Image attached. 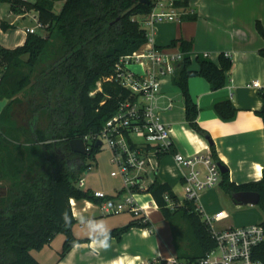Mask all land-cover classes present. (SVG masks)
Listing matches in <instances>:
<instances>
[{"label": "trees", "instance_id": "1", "mask_svg": "<svg viewBox=\"0 0 264 264\" xmlns=\"http://www.w3.org/2000/svg\"><path fill=\"white\" fill-rule=\"evenodd\" d=\"M55 1L61 2L58 11L54 10ZM0 3H8L16 15L34 12L44 26L43 35L27 34L21 46H0V99L8 100L0 112V264H39L32 252L62 234L60 261L78 243L72 233L75 219L70 200L101 203L92 191L78 186L100 146L92 145L82 155L70 149L69 141L99 134L122 104L137 99L115 79L116 66L147 42L142 23L154 4L151 0L148 4L139 0ZM173 6L185 10L187 0H175ZM181 18L193 20L196 16L183 14ZM2 28L6 26L2 24ZM256 29L264 38L259 23ZM170 47H178L182 53L171 83L183 97L186 126L207 138L196 120L198 108L188 91V80L201 77L211 90H219L227 82L231 60L220 54L215 63L207 55H194L192 42L184 39L171 41ZM258 54L264 57V48ZM260 95L264 100V93ZM214 110L226 121L235 115L229 100L216 103ZM255 114L264 123V105ZM209 148L212 158L220 163L214 147ZM218 186L231 200L238 192L258 193L257 205L264 211V172L258 181L235 184L226 171ZM139 192L151 196L165 220L176 217L187 223L197 252L186 254V259H199L215 247L194 200L181 201L168 183L157 180ZM259 224L264 227V219ZM150 226L148 220L135 218L95 238L119 241L131 228ZM252 256L264 264V241L253 248Z\"/></svg>", "mask_w": 264, "mask_h": 264}, {"label": "crops", "instance_id": "2", "mask_svg": "<svg viewBox=\"0 0 264 264\" xmlns=\"http://www.w3.org/2000/svg\"><path fill=\"white\" fill-rule=\"evenodd\" d=\"M4 5L0 3V46L14 49L23 45L27 37L25 28L34 26L31 20L34 13L16 15L10 11L9 4L7 9ZM184 11L196 18L158 24L152 34L153 41L143 44L137 52L155 49L173 55L180 51L178 47H170L171 41L184 39L192 42L194 55H207L215 63L220 54L230 58L232 66L226 73L227 82L223 88L213 91L203 78L191 77L188 91L198 108L197 123L208 133L207 138L218 160L227 169L229 181L235 184L258 181L264 172V123L255 111L264 105L260 95L264 93V87L253 88L250 83L257 80L264 85V57L258 54L264 48V38L256 29L257 23L264 28V0H187ZM2 24L6 29L2 28ZM142 27L146 31L143 23ZM40 30L37 29L36 33ZM171 75L161 77L155 109L170 128L173 151L186 155L189 151L210 154L207 138L186 126L183 97L179 89L172 85ZM225 100H229L235 109L234 117L227 121L214 110L216 103ZM7 102L5 98L0 99V112ZM152 164L154 170L144 179V185L147 187L153 180L166 182L181 199L178 190L182 191L184 169L176 164L173 155L154 157ZM85 190L103 191L108 195L118 192L117 189H93L90 184ZM70 203L75 219L72 233L78 243L62 260L57 261L64 236L54 243L59 234L56 235L48 246L32 253L39 264H135L136 261L176 255L174 252L167 253L161 245L157 248L151 246L155 226L150 217L159 213L157 207L152 206L148 213L149 228L134 227L119 241L114 238L104 241L95 238L104 232L94 231L91 225L87 229L83 227L84 221L102 217L97 206L87 200L71 199ZM153 203L152 200L143 205ZM199 207L204 212L203 207Z\"/></svg>", "mask_w": 264, "mask_h": 264}, {"label": "built area", "instance_id": "3", "mask_svg": "<svg viewBox=\"0 0 264 264\" xmlns=\"http://www.w3.org/2000/svg\"><path fill=\"white\" fill-rule=\"evenodd\" d=\"M174 1L157 0L149 14L144 17L143 24L147 28L145 33L148 43L153 41L152 34L158 24L166 21L178 22L186 13L182 9L176 10L173 6ZM31 20L35 25L25 28L26 34H35L37 29H44L35 13ZM181 59V52L171 55L148 49L142 53L134 52L127 56L122 64L116 66L115 79L136 95L137 99L122 104L99 134L82 139L87 152L98 141L101 145L104 142L111 149V162L117 167V171L111 172V176L120 177L123 183V188L113 195L98 190L92 191L93 197L101 200V203L95 205L102 215L126 212L142 221L148 220V213L152 206L156 208L155 204L139 205L134 195L146 188L144 179L151 170H154L152 158L161 155L172 154L176 164L184 169L181 178V201L194 200L196 203L201 191L219 184L222 173L211 154L198 151L186 155L173 151L174 143L170 128L163 123L155 109L161 77L172 74L176 62ZM131 63L139 64L142 74L130 71L127 66ZM250 86L257 89L264 87L257 80L252 81ZM83 185L84 179H81L78 186ZM165 199L169 201L167 196ZM197 210L215 241L213 249L194 261L188 259L183 261L177 255H173L164 259L155 258L152 261H136L135 264H262L253 258L252 251L264 241V227L253 224L215 230L213 223L226 218V213L218 211L213 215L204 214L199 206Z\"/></svg>", "mask_w": 264, "mask_h": 264}, {"label": "rangeland", "instance_id": "4", "mask_svg": "<svg viewBox=\"0 0 264 264\" xmlns=\"http://www.w3.org/2000/svg\"><path fill=\"white\" fill-rule=\"evenodd\" d=\"M156 1L157 0H151L153 4L156 3ZM7 4L8 3H5L3 6L6 9ZM53 5L54 10L58 11L61 2L55 1ZM32 24L35 25L34 22ZM39 33L42 35L44 34L41 30ZM127 68L135 74H142V68L137 63L128 64ZM191 153L192 151H189V154ZM111 158L112 151L103 142L95 155V160L88 161L91 167L87 172H84L82 176L84 179V186L81 187V189L85 190L89 184L93 189H117L119 191L123 188L121 178L111 176V172L117 171V167L111 162ZM149 177L151 176L149 175ZM178 193L181 197L182 191L178 190ZM134 198L139 205L152 202L150 195L144 192L135 193ZM196 206H202L204 214L208 215H213L218 211L226 213V218L213 223V228L215 230L259 224L262 219H264V211H262L259 205H236L230 197L221 190L218 184L201 191L200 197L196 201ZM133 219H135V217L126 212L116 215H102L100 218L97 217L92 220L84 221L83 227L87 229L91 225L94 231L106 232L116 227L125 226ZM150 219L155 226L154 234L151 239V246L153 248H157L161 245L167 253H175L183 261L186 260V254H196L197 250L194 238L186 222L176 217L171 220H165L160 212L152 215ZM55 239L54 243L63 239V235L59 234ZM135 245L138 246L137 243ZM32 253H35V251Z\"/></svg>", "mask_w": 264, "mask_h": 264}, {"label": "water", "instance_id": "5", "mask_svg": "<svg viewBox=\"0 0 264 264\" xmlns=\"http://www.w3.org/2000/svg\"><path fill=\"white\" fill-rule=\"evenodd\" d=\"M140 3L148 4L149 0H139ZM207 141L209 145H211V141L207 138ZM70 149L73 152H76L78 154H86L87 153V147L84 144L83 140L80 138H75L69 141ZM96 147L101 146V143L98 141L95 145ZM218 167L220 169V172L223 174L227 171L226 167L222 165L221 163H218ZM232 201L239 206L242 205H257L260 196L256 192H238L231 196Z\"/></svg>", "mask_w": 264, "mask_h": 264}]
</instances>
